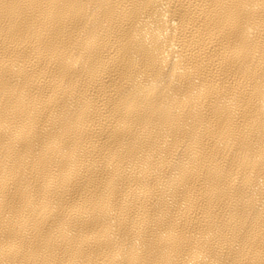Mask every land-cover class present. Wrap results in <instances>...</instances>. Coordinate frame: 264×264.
I'll return each mask as SVG.
<instances>
[{
    "label": "bare ground",
    "instance_id": "6f19581e",
    "mask_svg": "<svg viewBox=\"0 0 264 264\" xmlns=\"http://www.w3.org/2000/svg\"><path fill=\"white\" fill-rule=\"evenodd\" d=\"M0 264H264V0H0Z\"/></svg>",
    "mask_w": 264,
    "mask_h": 264
}]
</instances>
